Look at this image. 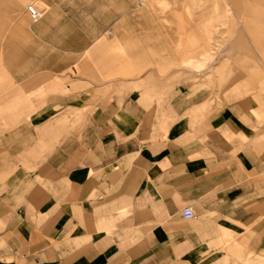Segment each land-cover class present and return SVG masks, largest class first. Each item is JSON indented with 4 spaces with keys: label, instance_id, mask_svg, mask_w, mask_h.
Segmentation results:
<instances>
[{
    "label": "crops",
    "instance_id": "obj_1",
    "mask_svg": "<svg viewBox=\"0 0 264 264\" xmlns=\"http://www.w3.org/2000/svg\"><path fill=\"white\" fill-rule=\"evenodd\" d=\"M183 2L36 0L9 27L0 264H264V102L211 100L187 56L215 15L159 7Z\"/></svg>",
    "mask_w": 264,
    "mask_h": 264
},
{
    "label": "rangeland",
    "instance_id": "obj_2",
    "mask_svg": "<svg viewBox=\"0 0 264 264\" xmlns=\"http://www.w3.org/2000/svg\"><path fill=\"white\" fill-rule=\"evenodd\" d=\"M34 1L0 0V18L6 21L0 40V120L8 114L16 121L23 117L22 111L16 109L21 105L20 96L5 93L15 86L3 67L1 48L9 27L28 5H36ZM249 2L257 6L255 12H246ZM159 7L165 13L178 7L197 26L203 25L204 13L215 15L213 32L192 37L193 51L187 56V69L196 71L211 100L217 98L223 106L228 101L245 104L247 99L252 100L256 118L262 122L261 110L257 108L264 102V0H186L181 5L168 3ZM10 127L1 126L0 131Z\"/></svg>",
    "mask_w": 264,
    "mask_h": 264
},
{
    "label": "built area",
    "instance_id": "obj_3",
    "mask_svg": "<svg viewBox=\"0 0 264 264\" xmlns=\"http://www.w3.org/2000/svg\"><path fill=\"white\" fill-rule=\"evenodd\" d=\"M26 11L32 19L33 22H38L43 15V11H41L36 5L30 4L27 6ZM195 215L194 210L189 206L185 207L183 211V217L185 219L193 218Z\"/></svg>",
    "mask_w": 264,
    "mask_h": 264
}]
</instances>
